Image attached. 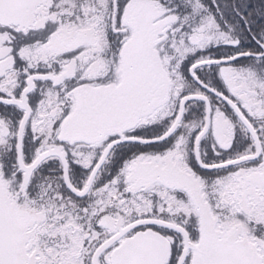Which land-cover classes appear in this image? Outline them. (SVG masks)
Instances as JSON below:
<instances>
[{
	"label": "snow or ice",
	"instance_id": "1",
	"mask_svg": "<svg viewBox=\"0 0 264 264\" xmlns=\"http://www.w3.org/2000/svg\"><path fill=\"white\" fill-rule=\"evenodd\" d=\"M0 264H264V0H0Z\"/></svg>",
	"mask_w": 264,
	"mask_h": 264
}]
</instances>
